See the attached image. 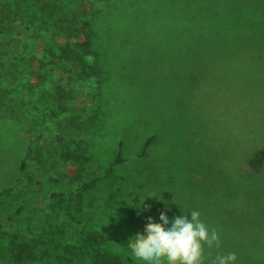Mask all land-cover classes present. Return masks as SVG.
I'll return each mask as SVG.
<instances>
[{
	"label": "rangeland",
	"instance_id": "rangeland-1",
	"mask_svg": "<svg viewBox=\"0 0 264 264\" xmlns=\"http://www.w3.org/2000/svg\"><path fill=\"white\" fill-rule=\"evenodd\" d=\"M173 1L159 5L160 25L153 33L154 39L143 43L141 51H130L127 60L122 61L127 69L152 73L155 86L137 85L129 90L125 100L129 111L112 121L115 137L104 132L106 141L111 138L108 146L103 145L102 153L113 151L116 136L124 133V156L130 158L109 174L133 178L142 175L145 189H151L145 198L126 200L132 206L139 204L137 221L132 224L126 223V216L108 222L117 202L115 192H107L103 186L90 189V184L81 191L79 185L86 180L81 183L71 162L51 166L43 186L36 188L42 191L50 187L51 198L42 192L38 200H26L25 212L15 225L9 220L11 209L17 202H24L27 195L26 179L20 171L27 146V161L33 159L31 171L35 174L38 171L34 163L45 160L49 154L46 148L51 146L55 157H59V148L58 143L57 148L53 147L54 137L43 127L39 130L25 125L18 109L11 105L8 91L14 92L19 85L28 87L25 81L13 83L6 78L0 82V264H92L96 248L82 241L81 230L86 232L92 223H98L100 215L90 207L96 197L107 201L99 221L105 238L100 247L117 255L120 264H143L131 256L129 240L136 233L145 234L147 217L159 223L161 211L169 220L198 211L201 220L218 230L222 246L205 248L206 264L216 255L230 252L236 253L235 264H264V194H257L264 186L260 185L264 184V161L255 173L248 166V159L264 150V0H188L198 6L190 10L181 7L183 18L176 21L165 18L173 10ZM91 2L0 0V10L16 15L11 22L0 21V58L4 54L19 58L33 54L49 59L46 43L37 36L25 40L22 48L17 46L19 23L24 21L39 33L54 31L58 20L55 15H62L63 8L90 11ZM198 11L220 21L218 32L212 26L195 24V19L189 23ZM7 25L14 32L4 39L2 32ZM56 41L64 39L56 37ZM83 91H77V108L81 103L90 107L91 98H86ZM123 119H128L127 125ZM72 125L65 138L92 142L90 120L74 119ZM152 133L159 138L151 151L157 157L152 166L157 172L163 169L162 175L168 174L152 177L155 179H149L147 164L134 156ZM169 150L179 152L181 159L161 161ZM104 166L105 160L95 157L84 172H98ZM143 167L145 171L136 174ZM241 172H250L245 180L255 185L247 192L242 190L243 194L240 187H235L241 185ZM7 188L10 191L5 192ZM144 205L150 208L144 210ZM27 224L29 229H23ZM53 237L59 242L53 244ZM24 243L28 247L20 250Z\"/></svg>",
	"mask_w": 264,
	"mask_h": 264
},
{
	"label": "trees",
	"instance_id": "trees-1",
	"mask_svg": "<svg viewBox=\"0 0 264 264\" xmlns=\"http://www.w3.org/2000/svg\"><path fill=\"white\" fill-rule=\"evenodd\" d=\"M77 2L82 3L84 0H77ZM165 3L166 0H92L90 11H81L77 7V9L63 8L62 15H55V18L58 19L55 30H43L41 33L34 31L24 21L19 23L18 31L21 35L16 38L17 46L22 48L25 40L34 35L46 43L45 46L48 49L47 51L45 49V55L49 53L51 56L49 59H45V56L39 58L33 54H27L21 58L16 54L2 55L0 58V82L6 78L13 83L25 81L28 87L24 88L19 85L15 87L14 92L8 91L11 105L18 109V117L25 125L36 127L39 130L43 127L50 136L54 137L53 147L57 148L58 143L59 157H55L56 153L53 154V148L48 146L46 149L49 154L45 160L34 163L38 171L35 174L31 171L33 159L27 161L30 153L29 147L27 146V150L25 149V156L20 163V171L26 179L27 195L23 199L24 202H17L16 207L10 211L9 220L13 221L14 225L20 214L25 212L26 200L31 198L38 200L39 197H43L42 192L47 193L44 197L51 198L50 187L42 188V191H36V188L39 185L43 186L45 175L51 166L63 165L68 162H71V165L81 176V183L86 180L79 185L81 191H83L82 188L90 184V189L103 186L107 188V192H115L117 202L113 205L114 211L108 222L113 223L117 220L116 217L124 216L128 218L126 223L132 224L137 221L139 204L132 206L126 200L145 198V194L151 191L150 187L145 189V185H143L145 179L140 177L142 175H136L133 178L132 176L122 177V175L109 174L113 168L128 163L130 159L124 156L123 151L126 134L121 133L116 136L118 139L115 141L116 143L112 144L113 151L106 150V153L103 154L102 150L103 145L104 147L108 146L109 139L115 137L111 133L112 121L123 118L129 111L125 106L128 91L131 92L137 85L140 87L155 86V78L152 73L127 69L123 62L127 60V54L130 51L139 52L143 43L154 39L153 33L158 32L160 25L158 23V7ZM184 4L189 6H184ZM172 5L171 14L166 13L165 18L172 17L175 21L183 18L181 7L190 10L192 7L198 6L197 3L188 0H174ZM0 13L4 14L3 17L0 15V21L4 19L11 22L16 19V15L13 13L8 15L4 10H0ZM185 13L189 14V12ZM194 19L196 20L195 24L212 26L218 32L220 21L214 16L208 19L203 12L198 11L194 13L189 23H192ZM7 26L2 32L4 39L14 32L10 25ZM56 37H61L64 41L57 42ZM81 88L84 90L83 95L86 98H91L90 107L84 103H81L79 108L74 105L77 91ZM118 100H121L119 106ZM74 119L92 122L93 126L89 130L92 136L91 143L76 137H68L69 139L64 137L67 130L74 127L72 125ZM123 120L127 125L128 119ZM126 125H124L125 128L128 127ZM105 131L111 135L107 141L104 139L106 138L104 137ZM155 134L152 133L145 138L140 146V151L134 155L136 161L142 159L141 162L147 164L146 175L150 177L149 179L168 176V174L162 175L163 169L157 172L152 166L155 165V162L157 163V157L151 152L155 147L154 141L159 140ZM35 157H39V152ZM95 157L105 160V166L98 172H84L85 169L90 168ZM170 157L176 161L181 159L179 152L169 150L163 153L161 161ZM263 161L264 150L261 153H254L248 159L251 172L255 173L259 170V165ZM137 170L139 171L136 174H139L145 171V168ZM249 173L241 172L239 178L241 185L235 184V187L241 188L240 194H243L242 190L247 192L250 189L248 187L253 185L252 182L245 180ZM90 175L94 176L90 177ZM260 185L264 184L261 182ZM263 187H259L261 189L257 194H264ZM8 191L10 188L5 189V192ZM106 204V200L100 199V197L95 198L90 207L95 210L98 216L100 215L97 219L98 223L94 225L92 223L86 232L81 230L82 241L96 248L92 264H120L117 255L106 253L100 247L105 238L99 221L102 220L101 214L104 213L102 210L104 207L107 208ZM27 217L29 216L27 215ZM17 226L19 227V225ZM23 229H29V224L25 225ZM51 239L53 244L59 242L55 237ZM27 247L28 245L24 243L19 249L24 250ZM29 258H31V254H29Z\"/></svg>",
	"mask_w": 264,
	"mask_h": 264
},
{
	"label": "clouds",
	"instance_id": "clouds-1",
	"mask_svg": "<svg viewBox=\"0 0 264 264\" xmlns=\"http://www.w3.org/2000/svg\"><path fill=\"white\" fill-rule=\"evenodd\" d=\"M149 208L144 205V210ZM159 220L157 223L151 216L147 217L145 234L136 233L129 240L127 248L131 256L143 264H206L205 248L222 246L218 230L201 220L198 211H191L190 216L177 215L171 220L161 211ZM236 260V253L230 252L216 255L210 264H235Z\"/></svg>",
	"mask_w": 264,
	"mask_h": 264
}]
</instances>
